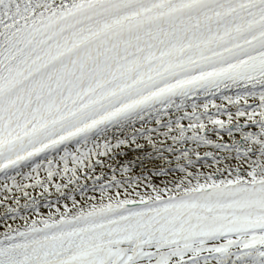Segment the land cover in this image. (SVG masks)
<instances>
[{"label": "snow or ice", "instance_id": "obj_1", "mask_svg": "<svg viewBox=\"0 0 264 264\" xmlns=\"http://www.w3.org/2000/svg\"><path fill=\"white\" fill-rule=\"evenodd\" d=\"M0 264H264V0H0Z\"/></svg>", "mask_w": 264, "mask_h": 264}]
</instances>
